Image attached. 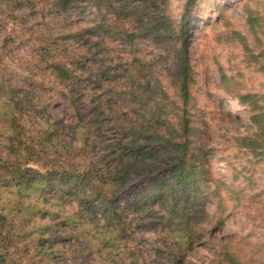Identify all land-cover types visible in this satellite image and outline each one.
<instances>
[{
  "label": "trees",
  "instance_id": "16d2710c",
  "mask_svg": "<svg viewBox=\"0 0 264 264\" xmlns=\"http://www.w3.org/2000/svg\"><path fill=\"white\" fill-rule=\"evenodd\" d=\"M170 1L0 0V264H188L225 223L227 202L244 203L243 190L211 171L216 149L204 145L190 106L199 0H185L179 28ZM252 1L242 5L257 34L264 0ZM89 7L94 17L82 23ZM147 33L180 42L169 83L176 98L140 55L136 41ZM121 46L128 54L114 60ZM106 54L114 77L99 71ZM252 57L264 73V50ZM54 94L66 103L60 118ZM241 99L255 131L235 136L237 146L264 163V93ZM209 194L212 229L203 221ZM227 238L216 264H250Z\"/></svg>",
  "mask_w": 264,
  "mask_h": 264
},
{
  "label": "rangeland",
  "instance_id": "374dc122",
  "mask_svg": "<svg viewBox=\"0 0 264 264\" xmlns=\"http://www.w3.org/2000/svg\"><path fill=\"white\" fill-rule=\"evenodd\" d=\"M243 1L199 0L192 11L194 27L190 57L197 81L192 87L190 106L203 128L204 145L216 149L209 162L211 171L219 178L225 177L235 189L243 190L246 197L239 206L227 202L223 217L225 223L208 234L203 245L198 246L188 258V264H216V253L221 245L229 241L227 236L250 264H264V163L252 152L237 146L235 140V136L250 135L255 131V126L249 120L251 114L248 103H243L241 95L264 93V73L259 71V65L252 57L264 50V20L263 29H257V34L252 32ZM256 2L252 1V6ZM184 4L185 0L170 1L171 24L176 28L180 27ZM259 9L264 13V3L260 4ZM90 10L95 11L89 7L86 15H79L82 23L94 17ZM239 34L244 36L252 52L245 50ZM136 44L140 55L150 60L154 72L168 86L170 95L176 98L169 83L176 74L173 56L180 46L177 37H157L147 33ZM119 48L113 53L114 60L128 54V48ZM20 52L26 55L28 49H21ZM99 52L103 56L106 49H100ZM103 59L99 71L106 70L109 77H114L113 65L108 67L111 64L109 56L106 54ZM23 79L16 77L13 81L20 83ZM53 98L54 103L50 108L53 114L59 118L66 115L67 107L62 97L54 94ZM64 136L67 141L72 140L69 126ZM158 163L157 171L165 168L162 161ZM235 174L238 179H235ZM247 177L251 178L250 181L244 180ZM213 198L209 194L205 202L207 215L203 221L206 229L217 226L218 213ZM160 256L164 255L161 253Z\"/></svg>",
  "mask_w": 264,
  "mask_h": 264
}]
</instances>
